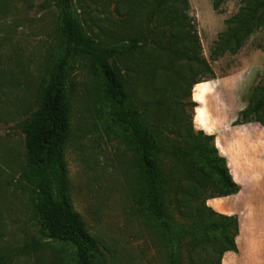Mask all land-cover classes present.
<instances>
[{"label": "rangeland", "instance_id": "obj_1", "mask_svg": "<svg viewBox=\"0 0 264 264\" xmlns=\"http://www.w3.org/2000/svg\"><path fill=\"white\" fill-rule=\"evenodd\" d=\"M213 1L188 0L186 14L191 32L187 47L215 76L244 66L258 70L245 97L247 105L252 95L254 99L259 96L255 88H264V21L235 54H217L218 36L226 30L225 20L235 15L245 0H223L217 10L212 7ZM74 2L85 30L100 42L109 44L139 36L140 32H134V24L142 17L128 20L126 15H119L116 1ZM116 22L129 32H120ZM56 25L52 0H0V49L9 56L11 65V70L5 71L10 83H4L0 90V247L21 246L38 236L34 188L22 176L27 160L21 123L37 109L45 62L58 46ZM158 60L152 53L133 52L115 58L114 63L143 123L153 131L161 128L163 132L161 167L166 178L189 191L205 182L203 195L216 194L217 189L202 165L192 163L183 178L185 162L181 156L171 154L182 149L187 137L196 133L189 125L194 113L188 106L192 101L191 83L204 82L208 75L201 65L187 61H176L170 70H161L155 65ZM67 93L65 195L84 229L97 243L98 264H168V248L145 211L139 164L129 135L110 120L111 106L103 91V77L91 60H75L68 75ZM160 100L165 106L157 107ZM198 255L206 264L213 257L209 248ZM60 256L69 262L72 253L45 244L31 252L27 264H55ZM188 259L189 252L183 251L182 262L187 264Z\"/></svg>", "mask_w": 264, "mask_h": 264}, {"label": "trees", "instance_id": "obj_2", "mask_svg": "<svg viewBox=\"0 0 264 264\" xmlns=\"http://www.w3.org/2000/svg\"><path fill=\"white\" fill-rule=\"evenodd\" d=\"M114 1L119 15H126L128 20L142 17L134 24V32L140 33L106 44L87 33L74 0H52L57 14L58 46L45 62L37 109L21 123L27 160L22 176L33 185V208L40 227L32 242L0 247V264H27L31 252L40 250L45 244L57 250L71 251L69 262L60 256L55 264H98L97 243L84 229L80 216L73 211L65 195L67 172L63 153L69 133L67 80L77 58L89 59L98 67L103 77L105 98L111 106L109 118L129 135L139 164L145 211L168 248V264H185L181 260L183 251L189 252L187 264H206L198 257L206 248L213 255L207 264H221L225 252L237 251V217L216 213L206 205L207 199L239 191L225 159L218 154L214 137L196 131L187 137L188 142L182 149L173 150L171 154L184 160L183 178L192 163L202 165L210 175L211 185L217 189L216 194L203 195L207 187L205 182L190 191L184 190L179 182L174 185L161 167L160 137H164L163 132L161 128L153 131L143 123L114 63L115 58L133 52L152 53L153 58L159 59L160 65H155L161 70H170L176 61H187L205 69L206 81L214 79L215 74L209 66L187 47L191 32L186 14L188 0ZM222 1L214 0L213 9L217 10ZM261 21H264V0H245L238 12L225 20L226 30L218 36L215 53L228 51L235 54L262 26ZM117 26L120 32H129L118 23ZM1 50L0 90L4 83H10V78H5V71L11 70L9 56ZM200 82L203 81H194L191 85ZM255 91L259 96L255 99L251 96L233 125L257 122L264 127V88L258 86ZM160 106H165L162 100L157 104ZM188 106L194 109L196 103L190 101ZM191 118L189 125L194 129Z\"/></svg>", "mask_w": 264, "mask_h": 264}, {"label": "crops", "instance_id": "obj_3", "mask_svg": "<svg viewBox=\"0 0 264 264\" xmlns=\"http://www.w3.org/2000/svg\"><path fill=\"white\" fill-rule=\"evenodd\" d=\"M251 68L216 73L214 79L193 86L191 94L196 103L194 129L214 137L218 154L239 186L236 194L206 201L216 213L238 219L237 251L225 252L221 264H264V127L257 122L233 125L258 74Z\"/></svg>", "mask_w": 264, "mask_h": 264}]
</instances>
